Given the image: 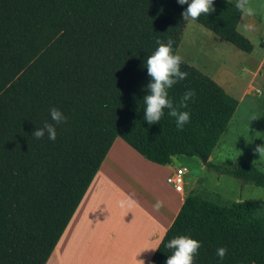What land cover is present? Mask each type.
<instances>
[{
  "label": "trees",
  "instance_id": "trees-1",
  "mask_svg": "<svg viewBox=\"0 0 264 264\" xmlns=\"http://www.w3.org/2000/svg\"><path fill=\"white\" fill-rule=\"evenodd\" d=\"M176 0H0V264H45L116 138L146 160L206 158L204 167L241 185L264 188V171L242 161L214 164L210 153L238 101L186 62L184 80L168 90L190 121L177 129L165 115L143 119L149 77L145 62L156 40L176 52L188 19ZM194 21L244 53L242 10L213 0ZM264 48V35L261 42ZM67 116L55 141L31 136L51 122L48 109ZM200 241L193 264H264V217L248 201L221 206L189 194L148 264H165L178 235ZM227 252L220 261L218 247Z\"/></svg>",
  "mask_w": 264,
  "mask_h": 264
},
{
  "label": "crops",
  "instance_id": "crops-1",
  "mask_svg": "<svg viewBox=\"0 0 264 264\" xmlns=\"http://www.w3.org/2000/svg\"><path fill=\"white\" fill-rule=\"evenodd\" d=\"M241 4L237 30L244 33L255 26ZM195 158L172 156L165 165L154 164L116 138L45 264H134L137 254L148 264L191 194L190 188L176 191L167 179L177 165Z\"/></svg>",
  "mask_w": 264,
  "mask_h": 264
},
{
  "label": "rangeland",
  "instance_id": "rangeland-1",
  "mask_svg": "<svg viewBox=\"0 0 264 264\" xmlns=\"http://www.w3.org/2000/svg\"><path fill=\"white\" fill-rule=\"evenodd\" d=\"M252 18L254 30L239 31L253 45L247 54L217 38L213 33L188 19L176 53L183 61L217 82L226 93L242 99L226 127L211 159L214 164L229 165L242 161L264 171V153L255 151L264 144V0H241ZM258 27V29H256ZM257 30V31H256ZM226 88V89H225ZM196 157V156H193ZM191 158V157H185ZM184 189L191 194L227 206L234 201H248L256 206V214L264 217V188L241 185L228 176H218L202 167L200 158L185 160Z\"/></svg>",
  "mask_w": 264,
  "mask_h": 264
},
{
  "label": "clouds",
  "instance_id": "clouds-1",
  "mask_svg": "<svg viewBox=\"0 0 264 264\" xmlns=\"http://www.w3.org/2000/svg\"><path fill=\"white\" fill-rule=\"evenodd\" d=\"M176 2L180 5L187 4L181 15L193 21L202 13L207 15L213 11V0H176ZM236 7H242L241 0H236ZM247 11L251 13V9ZM173 43L172 39L163 42L157 39L156 48L145 62L149 80L146 85V94L143 96V119L148 124L157 123L167 109V115L175 118L177 129H182L190 121V112L180 109L187 107V102L195 96V91L191 88L184 91L179 101V108L174 105L169 96L168 90L188 75L181 70L183 59L180 54L174 52ZM48 112L51 122L45 121L42 127H35L31 136L36 139L46 136L49 141H55L57 126L65 123L67 116L56 106H50ZM255 151L259 154L264 153V144L258 145ZM155 207H159V203ZM165 246L173 250L165 264H193L194 257L200 248V241L185 234L171 238ZM226 252L227 248L223 246L216 249V256L220 261H223ZM137 255L134 257V264H145L143 259H136Z\"/></svg>",
  "mask_w": 264,
  "mask_h": 264
},
{
  "label": "built area",
  "instance_id": "built-area-1",
  "mask_svg": "<svg viewBox=\"0 0 264 264\" xmlns=\"http://www.w3.org/2000/svg\"><path fill=\"white\" fill-rule=\"evenodd\" d=\"M187 168L177 165L171 176L168 177L167 182L173 185L174 189L178 192L184 191V176L187 173Z\"/></svg>",
  "mask_w": 264,
  "mask_h": 264
},
{
  "label": "water",
  "instance_id": "water-1",
  "mask_svg": "<svg viewBox=\"0 0 264 264\" xmlns=\"http://www.w3.org/2000/svg\"><path fill=\"white\" fill-rule=\"evenodd\" d=\"M200 160H201V162H202L203 165H204V164L206 163V161H207L206 158H200Z\"/></svg>",
  "mask_w": 264,
  "mask_h": 264
}]
</instances>
